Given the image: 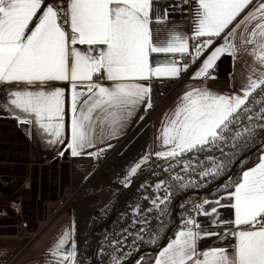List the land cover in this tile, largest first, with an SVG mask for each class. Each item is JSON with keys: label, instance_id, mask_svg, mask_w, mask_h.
<instances>
[{"label": "snow or ice", "instance_id": "snow-or-ice-1", "mask_svg": "<svg viewBox=\"0 0 264 264\" xmlns=\"http://www.w3.org/2000/svg\"><path fill=\"white\" fill-rule=\"evenodd\" d=\"M180 6L161 10L154 0H66V7L44 6V0H0V84L36 86L10 91L0 98V110L14 113L21 125H32L50 145L62 144L65 90L41 86L67 83L71 90L67 148L76 157L97 142L114 138L141 108L147 112L153 107V79H178L204 56L190 77L203 84L216 79L212 70L222 56L236 62L246 55L249 64L242 91L223 95L202 86L187 89L162 113L159 149L149 155L168 160L247 143L264 130V0H195L190 35L170 28L164 38L154 36L152 25L167 24L169 10ZM154 54L173 58L153 60ZM260 140L255 166L243 168L239 179L226 187L225 196L195 206L198 215L212 217L210 227L227 226L226 230L206 231L189 217L155 264H264V137ZM103 151L88 154L98 157ZM209 159L213 166L200 173L202 178L223 172L222 163ZM147 161L148 156L143 157L129 176ZM208 203L214 205L210 210L204 208ZM222 207L233 210L230 219H219ZM74 231L73 223L54 242L47 264H76ZM211 237L234 243L198 247L200 240ZM67 246L71 251H65Z\"/></svg>", "mask_w": 264, "mask_h": 264}, {"label": "rangeland", "instance_id": "rangeland-1", "mask_svg": "<svg viewBox=\"0 0 264 264\" xmlns=\"http://www.w3.org/2000/svg\"><path fill=\"white\" fill-rule=\"evenodd\" d=\"M259 94L257 92L255 95L259 96ZM261 137H264V130L259 131L256 137L248 140L247 143L240 141L235 148L222 145L223 152L219 148H213L211 151L189 152L175 159L153 160L148 166L140 167L131 176V182L121 192L120 197L116 195L111 198L103 195L106 191L110 193L115 190L117 186L113 171L110 169V174L106 172V176H113V179L109 178L104 182L106 190L97 193L96 196L83 197L81 194L77 196L75 190L68 188L66 162L27 161L24 137L9 126H1L0 215L4 216L3 222L17 224L18 218L9 213L7 202L12 198L20 197L23 202L22 218L27 223L28 230H33L35 223L42 220L44 207L50 215L69 209L86 227L85 233L88 234L83 246L76 253V264H114V261L121 263L143 250L156 248L162 242L172 226V209L177 197L188 191L211 188L225 177L234 165L229 164L230 169L224 168L218 176L209 175L202 178L200 173L213 166L209 158L222 163L225 167L227 161L234 158L237 161L260 141ZM260 154L259 150L253 157L242 160L237 165L232 178L209 196H190L183 199L177 212L178 223L179 219L183 220L197 213L196 205L203 204L206 200L214 202L225 196L226 187L232 181L239 179L243 168L255 166ZM110 158L111 156H107L97 166L99 171L108 169ZM180 158L187 159L180 162ZM134 161L132 167L136 165ZM186 165H188L187 170H185ZM71 167L74 178L81 177L94 168L91 161L79 159L72 161L70 172ZM223 174L225 175L221 177ZM175 176L181 179L179 181L173 179ZM147 177H152L153 182H150V185L142 183ZM4 178H10L11 181L2 180ZM158 184L161 185L160 188L156 187ZM142 188L146 190L141 192ZM227 190L231 188L228 187ZM144 192L147 193L142 196ZM161 200H164V203H161ZM213 206V203L204 204V208ZM227 242L228 240H225V243ZM149 256L151 255L147 254L128 264H144Z\"/></svg>", "mask_w": 264, "mask_h": 264}, {"label": "crops", "instance_id": "crops-1", "mask_svg": "<svg viewBox=\"0 0 264 264\" xmlns=\"http://www.w3.org/2000/svg\"><path fill=\"white\" fill-rule=\"evenodd\" d=\"M255 3V0H253ZM154 3L163 10V8L169 5H181L179 8L169 10V17L167 24H153L154 36L164 38L170 28H174L176 31L183 34H191L192 32V5L195 0H188L187 4H184L181 0H154ZM47 3L44 1V6ZM43 8V6H42ZM39 14V13H38ZM217 44L221 41H217ZM193 41L190 40V45ZM215 46V45H214ZM83 48L85 46H77ZM208 51H211L209 49ZM208 53L205 52V56ZM172 54H154L153 60H165L171 59ZM176 59H180L179 54H176ZM204 59V56L192 64V68L187 74V79L179 84L170 95L153 111L150 119L145 118V111L141 108L135 112L132 117L123 123V126L119 129L118 134L114 138H105L103 142H97L95 147H90L85 150V153L80 156H72L70 149L67 148V143L70 141V123H71V111H70V86L65 82H49L41 87H60L65 90V128H64V143L50 145L48 137L40 134L32 125H21L13 118L14 113L0 110V127L9 126L13 128L14 132L20 133L25 139V147L27 149L25 157L27 161L31 162H59L67 157L65 163L68 170V188L75 190L78 195L96 196L97 193L105 191L104 182L109 178L113 179L117 183L115 190L110 193H104L103 195L109 197H120L121 192L127 187L131 180L132 175L129 176V171L132 168V162L134 164L139 163L143 157L148 156L147 163H142L141 167L148 166L153 160H158L155 155H149L159 149V141L157 139L159 130L161 127L162 113L168 111L171 107L178 102V98L193 85L207 87L209 90L223 95H235L242 91V86L245 83L246 74L248 73L249 57L241 55L239 61L234 62L232 57L227 55L222 56L216 63L215 69L212 70L216 79H207L201 84L199 80H191L195 69L199 66L200 62ZM184 73V72H183ZM182 73V74H183ZM163 79V78H162ZM105 86H109L111 82L102 81ZM27 87L28 90H36V86H24L17 84H0V98L5 97L10 91L23 90ZM3 105L0 104V108ZM109 145H111L109 147ZM101 152L100 156L105 160L107 156H111L108 165V169L98 170V167L92 162L94 156L88 153ZM63 153L62 155L60 153ZM91 161L94 167L91 171L82 174V176H76L74 178L73 170L69 171L72 161ZM113 171V176H106V172ZM110 174V172L108 173ZM152 177H147L142 180V183H148L150 185ZM146 188H142L141 192ZM140 192V193H141ZM103 193V192H102ZM147 193V192H146ZM145 192L142 194L145 195ZM222 204H227L229 201L221 200ZM8 209V205H7ZM210 210V208H205ZM9 211V209H8ZM220 220L230 219L232 217L233 210L227 207L219 208ZM11 214V212L9 211ZM12 215V214H11ZM13 216V215H12ZM189 217H194L206 231L224 232L225 228L210 227V216L198 215L195 213ZM188 217V218H189ZM188 218L179 219L178 228L175 230L174 235L167 242L170 243L176 236V233L184 227L185 220ZM4 216L0 215V264H47L50 257L48 256L49 249L53 246L54 242L59 239L65 230H70L73 223L75 227L74 241L76 253L83 246L86 237V227L79 222L78 218L74 217L71 210H63L58 213L51 214L45 209L42 214V220H38L35 223L33 230H28L31 235V239L19 235L16 229V224H7L3 222ZM17 223V222H16ZM225 240H228L225 243ZM234 241L230 239H218L216 237L205 238L199 241L198 247L200 249H206L209 247L223 246L229 247ZM167 244L164 246L166 247ZM163 247V248H164ZM162 248V249H163ZM161 249V250H162ZM159 250L153 255L152 259L147 264H155V260L161 251ZM231 250V249H229ZM65 251H71V247L67 246Z\"/></svg>", "mask_w": 264, "mask_h": 264}, {"label": "built area", "instance_id": "built-area-1", "mask_svg": "<svg viewBox=\"0 0 264 264\" xmlns=\"http://www.w3.org/2000/svg\"><path fill=\"white\" fill-rule=\"evenodd\" d=\"M47 4H62V6L66 7V0H44ZM182 1V0H181ZM194 43V42H193ZM186 59V58H185ZM192 68V64L189 66L188 70L181 74L180 78L178 79H153L151 81L153 86V95L155 99V103L151 109L145 112V118L150 119L153 111L170 95V93L183 81L187 79V74L189 70ZM104 159L99 155L98 157L94 156L92 158V162L99 166ZM9 211L18 218L16 229L19 232V235L23 237H28L31 239V235L28 232L27 223L22 218V208L23 202L20 197H15L10 199L7 202Z\"/></svg>", "mask_w": 264, "mask_h": 264}, {"label": "water", "instance_id": "water-1", "mask_svg": "<svg viewBox=\"0 0 264 264\" xmlns=\"http://www.w3.org/2000/svg\"><path fill=\"white\" fill-rule=\"evenodd\" d=\"M260 143L261 140L258 141L247 153H245L243 156H241L232 166L230 172L223 177L222 179H220L216 184H214L211 188L206 189V190H192V191H188L186 193H184L183 195L177 197V199L174 201L173 204V209H172V215H173V223L171 228L168 230L166 236L164 237V239L162 240V242L153 249H146L143 250L141 252H139L138 254L134 255L133 257L124 260L123 262L119 263V264H128L131 261H135L137 258H140L142 256L145 255H153L156 254L159 250H161L166 244L167 242L171 239V237L174 235V232L176 230L177 227V223H178V216H177V212H178V208H179V204L181 203V199L183 197H190V196H204L207 197L210 194H212L213 192L217 191L218 189H220L225 183H227V181H229L232 176L235 174L236 172V167L237 165L244 159L248 158V157H253L260 149ZM188 158H192V157H188ZM187 158H180L179 161L183 162V160H186ZM64 162H68L67 157L64 159H61ZM2 180H6V181H11L10 178H4Z\"/></svg>", "mask_w": 264, "mask_h": 264}, {"label": "trees", "instance_id": "trees-1", "mask_svg": "<svg viewBox=\"0 0 264 264\" xmlns=\"http://www.w3.org/2000/svg\"><path fill=\"white\" fill-rule=\"evenodd\" d=\"M243 152L245 151V148H244V150H242ZM236 161H235V158L234 159H232L231 161H227V164L225 165V169H230V165L229 164H234ZM225 174H223L221 177H223ZM220 177V178H221ZM219 179V178H218ZM217 179V180H218ZM216 180V181H217ZM215 182V181H214ZM152 257H153V255H151V256H149L148 258H147V260H146V262L144 263V264H146L147 262H149L151 259H152Z\"/></svg>", "mask_w": 264, "mask_h": 264}, {"label": "bare ground", "instance_id": "bare-ground-1", "mask_svg": "<svg viewBox=\"0 0 264 264\" xmlns=\"http://www.w3.org/2000/svg\"><path fill=\"white\" fill-rule=\"evenodd\" d=\"M186 197H183L182 199H181V201L183 200V199H185Z\"/></svg>", "mask_w": 264, "mask_h": 264}]
</instances>
